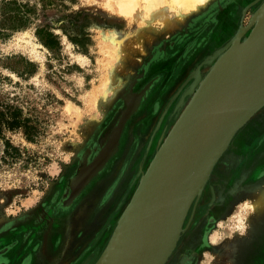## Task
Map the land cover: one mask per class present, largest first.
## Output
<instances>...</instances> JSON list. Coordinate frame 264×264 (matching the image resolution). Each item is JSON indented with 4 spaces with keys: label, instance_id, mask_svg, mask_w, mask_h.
Instances as JSON below:
<instances>
[{
    "label": "rangeland",
    "instance_id": "1",
    "mask_svg": "<svg viewBox=\"0 0 264 264\" xmlns=\"http://www.w3.org/2000/svg\"><path fill=\"white\" fill-rule=\"evenodd\" d=\"M218 1L157 39L145 29L160 31L162 22L146 10L143 21L128 0H0V118L17 110L28 129L0 132V264L103 263L140 179L200 91L197 76L208 74L230 44L246 42L264 7V0ZM224 14L231 19L227 39L204 51ZM113 73L120 76L110 103ZM129 82L144 97L124 122L117 149L72 198L73 182L126 107L119 93ZM254 123L256 113L238 131ZM238 131L182 212L174 208L176 236L163 264H264V216L249 206V189L257 186L253 159L233 150Z\"/></svg>",
    "mask_w": 264,
    "mask_h": 264
},
{
    "label": "water",
    "instance_id": "2",
    "mask_svg": "<svg viewBox=\"0 0 264 264\" xmlns=\"http://www.w3.org/2000/svg\"><path fill=\"white\" fill-rule=\"evenodd\" d=\"M259 44L254 52L236 60L231 76L209 82L183 110L140 179L102 264H141L155 229L167 217L174 220L173 248L177 221L172 215L174 208L179 205L178 212H182L201 184V176L210 170L238 129L264 107V37ZM233 111L241 114L214 146L210 141L193 169L184 174L190 132L208 117Z\"/></svg>",
    "mask_w": 264,
    "mask_h": 264
},
{
    "label": "bare ground",
    "instance_id": "3",
    "mask_svg": "<svg viewBox=\"0 0 264 264\" xmlns=\"http://www.w3.org/2000/svg\"><path fill=\"white\" fill-rule=\"evenodd\" d=\"M217 1L218 0H143L144 6L138 7L134 5L135 7H133L131 3L135 2V0H128V3H130L128 8L134 10L138 17L143 19V21L148 20V18L145 17V12L147 11L146 13H148L149 17L157 18L158 21L162 22V30H156L158 29L156 26L154 28L151 27L150 30L148 25L145 31L146 33H149V36H152L154 38L156 37L157 39H164V36L167 33L186 28L187 26L191 25L193 21L204 17L206 14H208L209 5H218L220 1ZM138 5L141 6L140 4ZM257 17L258 18L256 20V24L248 33L246 42L243 45L238 46L233 44L234 46H232V44H230V47L228 48V53L226 51L225 53L223 52V55H225L221 57L220 60L217 59L219 60L218 64L216 63L217 65L213 67L212 70L208 72V74H206L204 77H201L200 79L199 76H197L199 80L198 86L200 90L204 91L208 86L209 82L216 80L219 77L222 78L224 76H231L236 68V60L245 53L248 54L252 50V52H254V47H260L259 43H261L262 38L264 37V9L258 14ZM112 37L114 40H117L115 34H113ZM116 49L117 52H120V48ZM219 53H221L222 55V50ZM120 54L121 53H116V55L118 56ZM121 60H123L122 62H120L122 63L123 67L128 66V62L125 60V58H122ZM210 61L212 62L210 58L205 60V62ZM196 72L197 71H195V73ZM114 74L115 73L110 76L108 81V86H110V88L113 90L112 93L109 95L110 103L116 96V90H118V85L115 84V81L118 76H120L118 75L119 73L117 75ZM119 94H121V96L126 101V107L122 112L121 116L119 117L117 124L109 135L108 139L97 151V154L94 159L85 166L77 180L73 182L71 193L72 198H75L76 194L82 189V187H84V185L86 184L85 182L90 177L92 178L94 175L100 172V170L104 167L105 163L109 159V156H111L117 149L120 131L122 129V126L124 125V122L131 115V113H133L139 107L142 97H144L143 91L138 92L137 94L133 92L132 83L130 82L127 83V85L123 89H120ZM240 114L241 111H233L220 115H214L202 120V122L198 123L195 126V128L190 132V137L186 145L184 157V174L187 175L193 169V167L201 157L202 153L209 145L210 141L212 142L211 145L214 146L213 144L216 143V141L219 139L224 130H227ZM231 140L232 138L230 139V141ZM249 190L250 191L248 195L251 197L252 201L251 203H249V206L252 208L253 214L255 216L258 215L263 217L264 183L254 186L253 189ZM173 221V219H169L167 217L166 219L164 218L160 222V224L154 231L146 256L141 264H154L157 259H159L158 262H160V264L164 263V261L172 250Z\"/></svg>",
    "mask_w": 264,
    "mask_h": 264
},
{
    "label": "crops",
    "instance_id": "4",
    "mask_svg": "<svg viewBox=\"0 0 264 264\" xmlns=\"http://www.w3.org/2000/svg\"><path fill=\"white\" fill-rule=\"evenodd\" d=\"M238 132H242V135H238L233 150L242 154L244 161L250 160V155H252L253 176H256V185L262 184L264 183V110L260 109L256 113V124L249 125L248 129L246 127ZM251 143L253 151L250 153Z\"/></svg>",
    "mask_w": 264,
    "mask_h": 264
},
{
    "label": "trees",
    "instance_id": "5",
    "mask_svg": "<svg viewBox=\"0 0 264 264\" xmlns=\"http://www.w3.org/2000/svg\"><path fill=\"white\" fill-rule=\"evenodd\" d=\"M9 116H2L0 118V132L3 127H6L10 130L24 128L26 134H28V129L25 125V121L21 120L19 117V111L17 110H8ZM7 147H11L10 143L6 142Z\"/></svg>",
    "mask_w": 264,
    "mask_h": 264
},
{
    "label": "flooded vegetation",
    "instance_id": "6",
    "mask_svg": "<svg viewBox=\"0 0 264 264\" xmlns=\"http://www.w3.org/2000/svg\"><path fill=\"white\" fill-rule=\"evenodd\" d=\"M235 16H238V15H235ZM224 18H225V21H223ZM226 18H227V19H226ZM235 18H236V17H235ZM237 18H238V17H237ZM229 20H230V21H229ZM221 21H223V22H221V25H222V26L220 27V34H218V36H216V38H214L213 40H211L212 43L206 45L204 51H206V52H207V51H211V50H212L211 47L215 46V44H216V46H217V45H218L217 43H218L219 40L222 38V36H223L224 40L227 39V36H226V35H227V32H226V31L228 30V29H227V23L231 22V19H229V17H226V15L224 14V15L221 16ZM226 21H229V22H226ZM210 23H211V22H210ZM194 30H196V29H194ZM197 34H199L198 31L191 32V35H192L194 38L196 37ZM193 40H194V39H192L191 42H192ZM195 40H196V38H195ZM195 40H194V41H195ZM199 42H200V41H198V42L196 41V44H195V46H194L195 48L198 47ZM194 47H193V48H194ZM188 252H189V251H186V255H187ZM188 254H189V253H188Z\"/></svg>",
    "mask_w": 264,
    "mask_h": 264
}]
</instances>
